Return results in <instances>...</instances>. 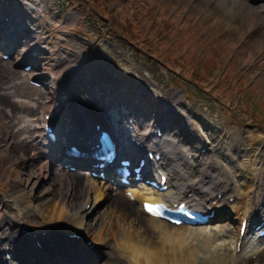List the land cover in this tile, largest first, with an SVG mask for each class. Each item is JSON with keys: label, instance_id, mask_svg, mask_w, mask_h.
<instances>
[{"label": "rangeland", "instance_id": "374dc122", "mask_svg": "<svg viewBox=\"0 0 264 264\" xmlns=\"http://www.w3.org/2000/svg\"><path fill=\"white\" fill-rule=\"evenodd\" d=\"M15 1L22 5L23 0ZM67 1L42 0L39 11L34 10L35 17L41 14L34 26L43 29L48 38L47 43H41L38 46L39 49L43 48L40 50L39 57L25 61L33 64L35 68L33 71H25L23 62L17 63V61H20L29 51L25 48L36 44L37 40L31 41L28 46L22 44L23 47H19L17 57L13 60H0L1 228L9 225L10 215L22 217L24 223L36 229L44 227V220L38 211L17 206L14 199L10 198L16 188L20 190L18 194L27 192L29 195L33 191L40 194L45 191L42 194L43 197L54 196V201L58 196L55 191L49 190L52 187L48 179L50 174L47 176L45 172L38 177L20 176L19 171L24 166H29L32 156L27 158V162L20 163L16 160L12 164L5 165L7 155L17 158L20 154L17 145L13 144L16 132L29 124L27 120L45 115L50 111L48 101L55 91L50 88L51 95L46 93L43 97L37 95V93L41 94L42 88H36L30 80L35 79L38 74L46 80L48 75L58 76L64 82V84L58 83V86L62 88L67 85L71 87L77 78V73L84 70L98 79L105 77L103 78L105 80L108 76H116L127 80L131 85L129 94L134 98L136 96L141 98V105L147 108V116L142 117L147 119L143 127L145 131L149 129V123L158 113L160 104L169 101L177 108L181 116L176 115L174 108L170 110V120L174 121L176 118L174 129L179 136L168 134L171 144L166 145L167 149L179 152L180 164L186 162L190 154L194 155L193 158L199 162L198 168L188 172L199 174L197 179L214 174V181V176L227 172L228 168L239 169L241 166L239 159L247 158L244 152L239 153V151L244 148L249 132L260 129L263 131V138L259 142V147L263 158L260 157L255 166L257 173L262 172L264 175V53L258 55L254 49L250 48L251 45H248V41L252 39L256 31L255 25L260 23L264 26V15L257 10L253 14L252 9H245L242 3L236 4V9L231 10L228 17L239 15L243 19L244 24L240 27L242 33H245V38L242 39L240 33L227 32L223 27L215 25L214 18L208 19L202 11L191 8L190 0H88L89 3L81 0L78 4L74 3L76 5L72 6L74 10L71 6L66 7ZM260 1L251 0V3L257 6ZM204 2L206 4V1ZM100 4H103L104 9L99 8ZM150 6L154 8L149 10ZM93 8L100 10L102 14L94 17L97 12ZM103 16L111 17V22L103 20L105 26L101 24ZM115 16L116 22L112 18ZM155 21L161 25L166 24L169 32L166 33L159 26L150 30L149 22L153 25ZM37 22L40 23L38 26ZM126 26L129 27L128 30L125 29ZM192 28L196 31V33L193 32L194 35L198 34V39L199 35L201 36L202 43L196 44L195 41L188 40V43L192 44L188 47L184 43L183 46H187L186 49L193 47V50L198 48L195 56L180 57L174 54L173 57H163L159 48L162 47L165 39L161 38L167 34L166 39H169L171 46H179L178 41L180 44L182 32L190 31ZM124 35L127 40L123 38ZM63 38L65 39L62 40ZM157 40L160 42H155ZM261 40L264 42V37ZM192 49L189 50L190 54ZM153 50L159 51L158 57L149 56ZM64 59H67L65 64H60V61ZM60 68L63 71L60 72ZM84 84L92 85L89 80L84 81ZM140 89L147 90L139 92ZM37 99H40L42 104L39 107L35 101ZM206 124L218 127L219 130L217 141L214 143L215 147L211 151H209L211 148L209 144L212 131L205 129ZM188 129L199 137L196 145L191 136H184ZM34 131L36 134L42 133L41 128ZM27 135L20 134L18 139L24 140ZM32 144L34 149L40 147L39 143ZM193 145L198 148L205 147L208 151L199 157ZM261 159H263L262 164ZM213 165L216 167L214 168ZM38 170L39 166L36 167V171ZM175 177L180 184L183 179L181 175H178L181 178L176 175ZM178 183H176L177 186H179ZM191 185L187 190L190 191ZM218 191L214 187L207 195L197 199L203 201L208 197H215ZM230 195L229 193L226 197ZM132 203V209L140 207L139 202ZM85 204L84 198H77L73 201L74 207L71 209L78 206L77 212L83 210L82 215L87 214L88 212L84 210ZM106 205L102 204L93 213L91 212L92 214L86 217L88 223L93 222L100 215L104 218L103 212ZM253 206L257 207V203ZM218 220L217 225L221 224L230 230L234 229L232 220H225L223 216H219ZM140 223L143 229L147 228V218L142 217ZM177 228L170 226L168 232L178 235L182 229L177 230ZM193 230L196 231L197 228ZM155 234L149 232L146 237L154 240ZM226 239L231 243L235 241L232 237ZM234 251L235 247L227 245L221 250L230 258ZM251 259L253 263L243 264H264V257L261 261L257 258ZM206 262V259L199 258L197 264H207Z\"/></svg>", "mask_w": 264, "mask_h": 264}, {"label": "bare ground", "instance_id": "6f19581e", "mask_svg": "<svg viewBox=\"0 0 264 264\" xmlns=\"http://www.w3.org/2000/svg\"><path fill=\"white\" fill-rule=\"evenodd\" d=\"M0 1L3 2V0ZM190 1L189 5L191 8L202 11L208 19L214 18L215 25L223 27L227 32L240 33L242 39L245 38V33H242L240 27V25L244 24L243 19L239 15L228 17L230 11L236 9V4L242 3V7L245 9L251 8L253 14L257 10L262 13L261 15H264V0H261L257 6L251 3V0ZM204 1H206V4ZM244 8H242V12H244ZM13 19L16 20L17 18L13 17ZM21 24V27L26 29L23 34H34L30 32L25 21ZM255 26L256 31L252 39L248 41V45L250 44V48L254 49L258 55H261L264 53V42L261 40L264 37V26L260 23ZM187 32L192 33L191 30ZM22 37L19 35L13 42L11 46L13 50L16 49ZM66 60L60 61V64H65ZM60 69V72L63 71L62 68ZM93 81L96 85H100L102 89L106 88V81L104 84L96 79ZM68 92L70 93L71 90ZM37 95L43 97L44 92H41V94L37 93ZM40 99L35 100L38 107L42 105ZM108 100H106L104 108L99 109L86 106L80 99L75 103L73 98H67V105L70 108L63 106V109L60 110L62 114L60 130H65L69 133V136L84 132L79 137L83 138L85 135L92 137L93 131L87 128L86 124L90 125L101 120L106 125H109L110 121L114 122L116 120L109 112L113 104ZM56 101L63 103L62 99H56ZM118 110L123 111L122 108H118ZM70 120L75 121L69 122ZM27 121H29V124L21 127L13 138V144L17 145L20 154L17 158L7 155L8 158L5 165L12 164L16 160L24 163L28 161V157L32 156L29 166H24L19 171L20 176L38 177L45 172L47 176L50 174L48 179L52 187L49 190L55 191L58 196L55 197L57 199L54 201V196L52 198L43 197L42 194L45 191L40 194H36L33 191L29 195L27 192L18 194L20 191L18 188L13 191L10 198L14 199L13 201L17 206L31 208L39 212V215L44 220V230L28 229L23 223L22 217L13 219L10 217L9 228H1L0 226V264H197L199 258L206 259L207 264H243L247 262L253 263L251 258L257 253L260 254L257 258L259 261L264 257V243L261 240H254L250 235L241 240V222L238 226L237 223H234V229L231 230L225 226L218 228L220 227L218 225H214L216 228H197L196 231L192 227L185 228V226H181L177 230H182H180L178 235H174L168 232V228L175 226L147 215L143 209V201L161 199L168 201L167 199L171 198L172 202H177L174 200L176 196L178 200L188 198V202L192 203L197 199L196 197L201 196L200 191L206 190L209 192L216 187L219 193L223 192V197L221 199H218L217 196L208 197L203 202H199L201 205L197 206L204 208L206 211L217 210L214 219L218 215L223 214L220 209L225 206L230 208L232 214L240 215L242 213V220L249 218L252 222L260 221L255 213L259 211L258 207L263 203L261 201L264 200V175L257 174L255 164L261 157L259 142L263 138L262 130L255 129L249 132L242 150L246 153L247 158L240 159V169H230L228 172L217 174L214 176V181L212 178L207 186L202 185L205 179H197L199 174L189 173L191 170L187 169L186 165L189 167L193 161L188 159L186 165L182 164L177 167L176 161L180 159L178 156L179 152L174 151L172 152L173 154L169 152L171 156L165 158L163 162H158V164L164 173L168 170L177 171L183 178L181 183L174 181L171 174L172 186L167 192L134 190V197L141 205L132 209L133 203L131 199L122 192H113L111 186L96 180L91 174H87L80 169L73 170L71 167L66 166V163H62L56 155L60 149L58 146L53 148L42 147L39 151H37V148L34 149L31 143L34 137L33 131L38 129L37 124H42L46 120L35 118L33 121L32 119ZM117 121L118 124L122 123L121 120ZM205 128L210 129L213 136L218 133L217 127L207 124ZM20 134L31 135L25 137L24 140H19L18 136ZM125 134H128V131H125ZM142 136L140 140L129 142L135 152L137 150L141 151L143 148L164 147L170 144L168 137L159 142L154 138L151 140L150 134L143 133ZM36 138L38 141L43 140L42 134L37 135ZM42 143H45V141L43 140ZM33 152L35 153L32 154ZM123 154H128V152L125 150ZM57 164L63 168L60 169L59 167L56 169ZM37 166H39L38 171H36ZM72 166L75 165L72 164ZM214 167L216 166L214 165ZM157 172L155 169L150 171L152 174H157ZM191 184H193V187L189 191L187 188ZM195 186H199L200 189ZM228 193L231 195L226 197ZM231 197H235L233 203L226 200ZM77 198L85 199L86 211L88 212L84 214L86 216L82 215L84 213L83 210L77 212L78 206L71 209L74 207L73 201ZM91 200H93V205L87 210V204ZM256 203L258 205L254 207L253 205ZM102 204H107L103 212L104 218L100 215L93 222L88 223L86 217H89ZM252 210H254V213H251ZM142 217L148 220L146 229H143L140 223ZM83 226H86L85 231L82 233L85 238L90 239L89 236L92 235L93 241L98 244L99 248L109 245L105 254H101L97 250L98 248L91 251L82 240L67 238V231L78 233ZM149 232L156 233L153 235L154 240L146 237ZM227 237H232L235 241H232V243L227 242ZM35 240L40 241L42 248L35 244ZM240 242L242 249L240 253H237ZM226 245L235 247L231 258L226 255V252H221ZM8 248L9 250H7ZM7 254L12 255L10 260L7 259ZM28 257L32 258V260L27 259Z\"/></svg>", "mask_w": 264, "mask_h": 264}]
</instances>
